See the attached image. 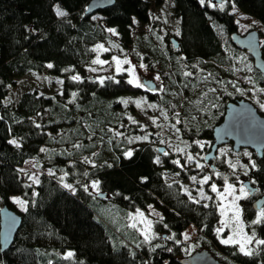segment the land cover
<instances>
[{"label":"trees","instance_id":"16d2710c","mask_svg":"<svg viewBox=\"0 0 264 264\" xmlns=\"http://www.w3.org/2000/svg\"><path fill=\"white\" fill-rule=\"evenodd\" d=\"M211 1L215 3L173 0L179 32L163 42L153 26L133 31L137 24L153 22L149 0H115L92 13L84 12L88 0H0V207L6 204L22 217L12 244L0 252V264H182L180 259L187 254L175 239L162 232L151 241L143 240L118 211H110L149 204L162 212L154 222L157 230L171 231L180 239L193 225L201 238L197 249L210 241L236 264H264V247L248 256L218 241L216 202L202 196L210 192V180L231 179L232 166L216 156L214 177L198 155L202 148L197 143L203 140L207 150L226 100L246 95L245 82L236 77L240 61L252 71L253 84L264 87V72L231 41L237 30L233 6L264 25V0ZM58 9L66 15H58ZM105 39L158 71L160 86L136 87L125 73L103 83L88 77L93 45ZM260 47L264 57V38ZM32 70L60 75V89L31 87L10 97L19 78ZM133 97L169 115L181 164L173 160L175 151L158 150L154 139L159 135L129 120L137 110ZM246 149V177L264 194V149L261 157ZM128 151L131 157L125 155ZM189 156L195 164H190ZM28 158L51 174L42 173L38 184L32 182L21 168ZM206 176L210 179L201 183ZM192 177L198 187L186 188L185 181ZM90 180L98 182L99 191H92ZM13 195L25 200L27 211L16 209ZM244 215L255 234L264 238V220L253 223L249 197ZM69 252L74 255L67 257Z\"/></svg>","mask_w":264,"mask_h":264},{"label":"rangeland","instance_id":"374dc122","mask_svg":"<svg viewBox=\"0 0 264 264\" xmlns=\"http://www.w3.org/2000/svg\"><path fill=\"white\" fill-rule=\"evenodd\" d=\"M151 2V12L153 15V22L146 25H136L133 28L134 33H136L140 28L148 30L151 26L155 28L156 37L158 40L165 42L166 36H175L179 32V18L174 16L172 12V2L173 0H164L162 4H156L153 0H149ZM210 3H215L214 1L209 0ZM232 12L235 15V21L237 24V31L240 33H246L248 30L257 29L260 33V42H262L264 38V25L255 17L243 12L237 6H233ZM98 17V15H95ZM111 29V28H109ZM107 49V51H105ZM94 55L92 56L90 63L86 65L87 76L90 78H95L99 82L103 81V79L107 77H117L121 73H125L126 78L130 81L132 79H137L140 83L144 84L147 87V84L144 83V79H152L157 83L154 88H157L161 84V75L158 71H151L146 67V64L139 58H136L129 52H125L124 49L118 48L116 44L109 40H100L93 45ZM127 60L128 63H124ZM250 60L253 61L250 57ZM96 61H103V63H98ZM119 61V63H118ZM143 65V67H141ZM240 68L236 72V77L245 82L246 87L248 88L246 95L244 97L250 99L257 107L259 111H263L264 107V87H256L253 82V73L248 67L247 63L239 62ZM35 71V72H33ZM159 77V79H156ZM61 76L51 73L48 70L38 71L32 70L29 74H26L19 78V83L14 88L11 89L10 97H14L18 94L21 89L36 87L38 89H43L46 92H52L60 89ZM130 100L134 101L137 105V110L134 114L130 115L129 120L139 121L142 126L146 127L148 131L152 134L159 135L158 138H155V143L158 145L166 146V152H176L180 151L179 144L177 143V131L174 127V123L168 120L169 115L158 108L155 104L151 102H147L144 99L142 101H138L137 99L131 98ZM154 106V107H153ZM176 112V111H175ZM197 142L203 143V140H197ZM209 148V144H208ZM222 150V151H221ZM205 149L202 148L200 152H198L199 156H203L205 153ZM246 148H241L239 151H234L231 147V143L221 144L218 146L216 154L219 159L223 161H227L229 164L235 165V168L232 167L231 174L232 178L225 177L219 183L216 179L210 180L209 183V193L203 194L202 197L212 196V199L216 202L217 209L219 212V218L217 225L215 227V235L219 242L222 243V240L232 238L239 243H229L224 245H232L236 247L238 250L240 249V244L244 243V236H252L255 231L251 228L245 219L244 212L239 203L237 197H245L243 196L241 189L244 188L246 191L247 188L237 179L241 176H246L244 159L249 153H247ZM228 164V165H229ZM22 170L27 171V177L34 182V180L40 178L42 173H51L52 171L49 168H40L38 167L33 158H28L23 166H21ZM218 173L216 172L214 176ZM171 177V176H170ZM169 177V178H170ZM175 177V176H174ZM93 180H90L88 185L91 186L92 191L97 192L100 189L93 187ZM215 184L218 191L213 192L211 190V185ZM232 185L234 192L232 195H229L226 191L227 186ZM186 188H195L196 180L185 181ZM220 193L223 194V199L221 198ZM199 194H201L199 192ZM201 197V198H202ZM200 198V195H198ZM11 199L16 206V209L22 210L18 203H16V199L23 200L18 195L11 196ZM233 200H235V204L240 209V219L237 222L234 219V209H233ZM264 209V205L261 208L256 210L253 221L257 220L260 217L261 210ZM112 214L115 212L118 213L119 216L123 217L128 223L129 227L137 232L143 240L151 241L156 237L164 234L162 236L175 239L176 242L179 243L182 252L185 254H190L193 249H197L198 244L201 240L199 236H197L196 228L193 225H189L186 227L182 233L181 238L176 239L175 234L171 231H159L156 229L154 222L157 218L162 216L161 210L156 207L154 204L147 205L146 208H134L127 210L113 209ZM148 222H151V229H148ZM243 225V229L241 231L240 225ZM217 229H220L218 232ZM146 234L149 237L146 239ZM185 236L188 238L185 239ZM255 239H264L255 234ZM200 246V245H199ZM205 248H208L209 251L217 258L220 256L221 260L226 264H236L232 261L231 257L228 255H222V250L216 243H212L207 241V244L204 245ZM264 247V245H257L255 240L253 243L248 244L247 248L252 250V252L256 251L258 248Z\"/></svg>","mask_w":264,"mask_h":264},{"label":"water","instance_id":"95a60500","mask_svg":"<svg viewBox=\"0 0 264 264\" xmlns=\"http://www.w3.org/2000/svg\"><path fill=\"white\" fill-rule=\"evenodd\" d=\"M115 0H88L84 12L92 13L99 9L111 6ZM172 40H174L172 38ZM231 41L237 47L245 49L253 60L254 67L260 72H264V57L260 47V33L257 29L240 33L237 30L231 33ZM174 45L177 42L174 40ZM144 83L149 87H154L151 79H144ZM213 141L209 149L204 154V160L210 161L219 145L231 142L234 151L241 148H250L257 157H261L264 149V114L256 105L246 97L229 99L225 102L222 119L212 127ZM163 146L160 145L161 151ZM207 157V159H206ZM212 167L213 164H211ZM244 185L250 193L255 190L248 179L243 180ZM99 196H105V192H99ZM264 204V194L257 197L252 202L254 209H259ZM13 219L15 224H12ZM21 214L4 204L0 207V252L7 249L13 242L15 234L21 224ZM7 235V244L4 240ZM182 264H225L216 258L207 248L195 249L190 254L184 255L180 259Z\"/></svg>","mask_w":264,"mask_h":264},{"label":"snow or ice","instance_id":"6c2138e0","mask_svg":"<svg viewBox=\"0 0 264 264\" xmlns=\"http://www.w3.org/2000/svg\"><path fill=\"white\" fill-rule=\"evenodd\" d=\"M200 2L203 4V3H204V0H200ZM212 6L215 7L216 5H212ZM220 7H223V3L220 4ZM57 14L60 15V16H64V15H66L65 12H63L62 10H59V9L57 10ZM109 31H111V32H115L114 29H109ZM105 51H107V49H105ZM96 62H98V63H103V61H96ZM118 63H119V61H118ZM124 63H128V61L125 60ZM48 67H52V65L49 64ZM141 67H143V65H141ZM72 79H73V80H78L79 77H78V76H73ZM156 79H159V77H156ZM101 83H103V81H101ZM129 83H133V84H135L136 87H140V88H144V87H145L144 84L140 83V82H139L137 79H135V78L132 79V80H130ZM73 95H75V94H73ZM125 103H126V101H125ZM153 107H154V106H153ZM262 107H264V105H262ZM145 139H146V137H145ZM11 143L16 144L17 142H16L15 140H13V141H11ZM197 143L199 144V146H200L201 148L204 147V144H203V143H201V142H197ZM77 147H79V146L77 145ZM221 151H222V150H221ZM125 155H126L127 157H131V156H132V152H131V151H128V152L125 153ZM188 159L191 160V159H193V157L189 156ZM206 159H207V157H206ZM156 162L159 163V159H158V158H157V161H156ZM177 163H178V161H177ZM197 167L202 168L203 165H201V164L198 163V164H197ZM232 167L235 168V165H232ZM252 167H255V163H254V162H253V164H252ZM50 174H51V173H50ZM145 179H146V178H145ZM192 179L195 180L196 178H195V177H192ZM209 179H210V177H207V176H206V177H204V179L201 181V183H206ZM34 183H37V184H38V183H39V180H38V179L34 180ZM64 187H65V188H68V189H71V190L74 191V189L72 188V185L65 184ZM93 187L98 188V182H93ZM85 190H87V186H85ZM211 190H212L213 192H217V191H218V189H217V187H216L215 184H212V185H211ZM226 191L228 192L229 195H232L233 192H234L233 186H232V185H228ZM241 192H242L243 196H247V195H249V192L246 191L244 188L241 189ZM220 195H221V198L223 199V198H224V197H223V194L220 193ZM237 199H239V197H237ZM16 203H18V204L20 205L21 208H23L25 211H27V208H26V206H25V202H24V201L19 200V199H16ZM232 204H233V209H234V219H235L237 222H239V219H240V209H239V207L235 204V200H233ZM262 220H264V209L261 210L260 217H259L257 220L253 221V223H254V224H256V223H260ZM12 224H13V225L15 224V220H14V219H13V221H12ZM165 227H166V225H165ZM240 227H241V231H242V229H243V225L241 224ZM148 229H149V230L151 229V222H148ZM217 231L219 232L220 229H217ZM145 238H146V239L149 238V237L147 236V234H146V237H145ZM187 238H188V237L185 236V239H187ZM254 240H255V243H256L257 245H264V239H255V233H253L252 236H247V235H245V236H244V243L240 244V249H239L240 252H242L244 255H248V256L253 255L252 250L248 249V248H247V245L253 243ZM4 243H5V245L7 244V235L5 236ZM222 243H224V244H229V243H239V241H236V240H234V239H232V238H229V239L222 240ZM73 255H74V253L69 252V253L67 254V257H72Z\"/></svg>","mask_w":264,"mask_h":264},{"label":"flooded vegetation","instance_id":"af4514ba","mask_svg":"<svg viewBox=\"0 0 264 264\" xmlns=\"http://www.w3.org/2000/svg\"><path fill=\"white\" fill-rule=\"evenodd\" d=\"M155 86H156V85H155ZM155 86H154V87H155ZM154 87L151 88V87H149V86L147 85V87H144V88L147 89V90H150V89H153ZM227 100H229V99H227ZM227 100H226V101H227ZM224 107H225V106H224ZM260 112H261V111H260ZM261 113H262V112H261ZM262 114H264V113H262ZM227 143H231V142H226V143H223V144H227ZM158 146H159V145H158ZM162 146H163V149L160 151L159 148H158V150H159L160 152H165V153H167V152H166V151H167V150H166L167 147L164 146V145H162ZM219 146H220V145H219ZM209 147H210V145H209ZM245 148H247V147H245ZM208 149H209V148H208ZM208 149H207V150H208ZM207 150H206V151H207ZM206 151H205V152H206ZM216 151H217V150H216ZM238 151H239V150H238ZM179 153L181 154L180 151H179V152H178V151L175 152V156L173 157V160H174L176 163H177V161H178V163L181 164V158L179 157V155H180ZM204 154H205V153H204ZM216 156L218 157V155H217L216 152H215L214 157H213L210 161L207 162V161L204 160V161L208 164V166L211 167V169L213 170L214 174L217 172L216 169H215V166H214V164H213V159H215ZM203 158H204V155H203ZM195 163H196V159L193 158V159L190 161V164H195ZM211 164H213L214 167H212ZM217 173H218V172H217ZM214 174H213V175H214ZM216 176H217V175H216ZM216 176H214V177H216ZM244 179H248V178H247L246 176H241V177H239V178L237 179V181L239 180V181L244 185V183H243V180H244ZM212 180H213V179H212ZM248 180H249V179H248ZM250 183H251V182H250ZM251 185H253V184H251ZM244 186H245V185H244ZM253 186H255V185H253ZM245 187H246V186H245ZM255 187H256L255 190H254L253 192H251V193H250L249 189L246 187L247 190H248V192H249V195H247V196H245V197H243V198H242V197H239V199H238V200H239V203H240V205H241V207H242L243 212H244V204L246 203V200H247L248 197H249L250 203H251V205H252L253 200H255L257 197L263 195L262 193H259V192H258V188H257V186H255ZM263 205H264V204H263ZM252 207H253V206H252ZM261 207H262V206H261ZM261 207H260V208H261ZM253 209H254V208H253ZM257 210H258V209H257ZM254 211L256 212V209H254ZM245 219H246V217H245Z\"/></svg>","mask_w":264,"mask_h":264}]
</instances>
